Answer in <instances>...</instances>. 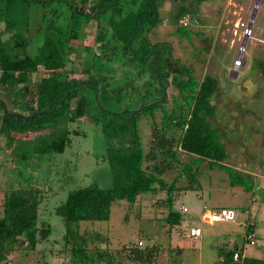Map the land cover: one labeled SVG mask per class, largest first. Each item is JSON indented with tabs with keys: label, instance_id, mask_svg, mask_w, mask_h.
Returning <instances> with one entry per match:
<instances>
[{
	"label": "rangeland",
	"instance_id": "rangeland-1",
	"mask_svg": "<svg viewBox=\"0 0 264 264\" xmlns=\"http://www.w3.org/2000/svg\"><path fill=\"white\" fill-rule=\"evenodd\" d=\"M96 1L73 2L89 12ZM134 2L121 0L119 15L110 17L106 13L98 20L90 17L78 27V39L72 37L68 43L61 42L63 47L66 43L73 47L69 55H65L62 79L85 81L88 76L105 78L102 85L109 92L106 94L107 104L100 97L96 104L93 100L96 92L92 95L91 88L87 84L84 86L90 99L89 109L93 113L91 119L95 122L90 117L81 116L52 128L23 135L12 134L13 138H20L13 143L0 134V211L5 190L33 185L42 194L37 212L39 221L48 222L51 226L48 242L39 243L34 251L22 248L25 254L20 253L17 247L5 264H70L68 252L59 244L64 226L54 214V207L64 201L72 189L93 183L102 188L126 185L118 165L109 161L112 155L123 154L122 151L132 147V142H138L143 155L149 148L151 128L154 121L158 122L160 110H153V118L147 111L133 112L140 108V103L158 97L159 94L155 93L161 88V83L146 73L147 65L150 67L152 61L134 60L124 52L121 42L115 39L120 29L118 25L112 28L113 22L135 12L139 0ZM155 6L153 17L156 18L148 20L142 17L139 29L144 37H130L129 42L134 45L137 41L138 45L145 43L146 47L166 51L163 65L169 73V86L162 99L166 111L181 104L170 78L174 73L182 75L183 67L191 68L198 80L205 74L217 78L218 88L210 98L213 112L208 121L217 131L227 154L221 163L245 176V188L230 185L223 169L210 167L204 160L194 161L195 156L179 151L181 165L162 176L167 185L175 178L174 187L180 188V192L174 194L172 207L179 210L182 206L187 211L181 213L183 220L179 226L171 231L165 225L166 207L162 200H165L166 193L156 189L139 195L131 204L125 200H114L106 221L80 222L77 229L98 234L99 241H89L88 246L106 248L118 264H138L131 260L134 253L130 250H117L131 244H137L139 248L155 246V250H138L143 255L150 253V264H218L217 249L223 247L227 251L233 245L245 250L249 257L261 258L264 251V179L261 177H264V44L250 38L245 44L243 63L237 71L230 73L233 79L226 77V70L232 67L239 43L236 33L239 35L241 28H235L237 22L250 20L252 34L263 38L264 0H203L197 7L193 0H155ZM178 6L188 8L187 12L195 21L194 26L177 25L175 12ZM52 9L56 12L50 13ZM68 10L64 1L36 7L35 13L47 15H44L37 31L29 26L25 35L30 39L27 45L29 55L37 52L50 22L55 28L64 27L69 17ZM2 30L0 22L1 38H10V33ZM110 39L111 43L107 44ZM100 41L105 42L100 48L101 53L97 51ZM132 68L138 74L139 71L146 72L136 77L131 73ZM44 74L39 67L29 77V82H38ZM87 80L90 83L91 79ZM100 85L99 82L97 91ZM11 93V87L0 88V99L5 101L7 110L12 109L8 101ZM115 99L114 106L118 103V107L112 105ZM124 108L127 112H122L120 117L119 112ZM15 110L19 112V109ZM64 131L67 136L61 152H38ZM145 165L143 161L142 166ZM188 171L197 173L196 180L192 183L193 188H182L188 183ZM247 172L253 174L248 175ZM223 207L237 210L233 221L207 223L201 220L205 210ZM245 209H248L249 220L253 222L254 245L243 240L245 228L242 223L248 221ZM189 226L199 227V237H188Z\"/></svg>",
	"mask_w": 264,
	"mask_h": 264
},
{
	"label": "trees",
	"instance_id": "trees-1",
	"mask_svg": "<svg viewBox=\"0 0 264 264\" xmlns=\"http://www.w3.org/2000/svg\"><path fill=\"white\" fill-rule=\"evenodd\" d=\"M60 1H64L69 7V17L64 22V27L55 28L54 23L50 22L37 52L29 55L27 45L30 39L25 37L29 26L37 31L40 29V22L44 15H47L35 13L36 7L38 5L46 7V5ZM73 1L0 0L2 31L10 33V38L2 39L0 31V88H12V93L8 96L11 110H7L5 101L0 99V134L9 142L13 143L14 140L20 139L13 138L12 134L23 135L52 128L56 124L81 116L92 118L93 113L88 115L90 99L85 93L86 84L91 88L92 95L96 92L93 97L96 104L99 102V97L107 104L106 90L102 85L105 80L103 76L98 79L88 76L86 80H92L95 86L92 87L88 82L79 83L76 79L64 80L61 73L65 66V55H69L73 48L66 45L67 41L72 37L75 40L78 39L77 29L81 23L86 22L90 17L98 20L99 16L106 13L110 17L119 15L121 0H97L94 5L90 6L89 12L78 8ZM80 1L84 3L86 0ZM193 1L194 6L197 7L203 0ZM187 10L186 6H179L175 18L188 13ZM155 11V0H140L135 12L129 13L126 18L123 17L118 22H113L115 24L112 28L118 25L120 30L117 31L115 39L121 42L119 44L124 52L131 55L134 60L152 61L150 67L147 65L148 72L155 81H158L160 79L158 76L163 73L164 77H167L168 72L162 66L166 51L146 47L145 43L138 45L137 41L134 45L129 42L130 37L137 39L138 36H143L139 29L142 25V17L153 20L156 18L153 17ZM53 12H56L55 9H52L50 13ZM29 19L32 20L29 21ZM186 32L184 33L187 34ZM261 34L264 38V29ZM61 42L67 43L63 47ZM106 42L111 43V39ZM104 45L105 42L100 41L97 51L101 53L100 48ZM106 51L108 53V50ZM154 52H157L155 58ZM39 67L45 74L38 82H29V77L34 75ZM182 72V75L174 73L171 78V83L181 99L180 105H174L168 111L163 107L164 100L161 103L155 102L146 107L142 106L141 111L149 112L151 118L154 117L153 110H160L159 120L154 121L151 128L147 152L143 155L138 142H132L131 148L122 151L123 154L112 155L109 160L110 163L118 165L119 173L126 180V185L102 188L93 183L72 189L66 194L64 201L54 207V214L62 220L64 226L59 244L62 250L68 252L70 264H118V261L114 260L115 256L106 248L88 246L89 241H99L98 234L79 232L77 229L80 222L106 221L114 200H125L131 204L143 193L156 189L165 190L166 198L162 201L166 207V213L163 221L171 231L181 224L183 220L181 213H185L180 210L182 206L179 210L172 207L174 194L180 192V188L174 187L175 178L168 185L162 179L165 172L175 170L181 165L179 151L195 156L194 161L204 160L210 167L223 169L228 175L230 185H240L245 188L243 185V180H246L245 176L221 163L227 154L217 131L208 121L213 112L210 98L218 88V80L209 74L203 75L198 80L189 67H183ZM99 82L101 86L97 91ZM116 102L117 99L113 104ZM15 108L19 109V112L26 111L27 113L21 114ZM66 136L67 132L64 131L61 136L45 145V148L39 149L38 152L46 154L47 151L61 152ZM143 161L146 163L145 166H142ZM188 172V183L182 188H193L192 183L196 180L197 173ZM41 197L42 194L33 188V185L3 192L0 211V264H5L9 254L17 247L20 248V253L23 250L34 251L39 243L49 241L51 226L48 222L42 220L40 222L37 214ZM244 228L243 240L247 242L245 236L252 233L250 232L251 226L246 224ZM22 248L24 249L21 250ZM155 249V246L145 245L139 248L137 244H131L117 250H130L134 253L131 258L133 262L150 264L152 262L150 253L143 255V252H138V250ZM226 250L223 247L217 249V263L236 264L231 259L232 253L238 250V253L242 254V250L237 249L235 245ZM49 251L52 253V250ZM243 259L244 264H264V260L247 258L244 255Z\"/></svg>",
	"mask_w": 264,
	"mask_h": 264
},
{
	"label": "built area",
	"instance_id": "built-area-1",
	"mask_svg": "<svg viewBox=\"0 0 264 264\" xmlns=\"http://www.w3.org/2000/svg\"><path fill=\"white\" fill-rule=\"evenodd\" d=\"M195 21L191 19V16L189 13H185L177 18V25L181 27H190L194 26ZM235 28H241V33L238 35L236 32V41H239L237 47H236V55L232 62V67L230 68V71H237L238 67L241 66L244 60V52H245V44L250 39L253 38L259 43L264 44V38L255 37L252 34V27L250 24V20L247 22H237L235 24ZM237 31V30H236ZM181 212H185L187 209L185 207H180ZM237 213L236 210L223 207L219 210L209 211L205 210L201 215V220L203 222L212 223L216 221H233L236 217L235 214ZM188 237H199L200 235V229L197 226H189L187 230ZM246 243L249 245H254V234L250 233L245 236ZM140 244V242L138 243ZM231 259L236 264H244L243 254H239L238 251H234L232 253Z\"/></svg>",
	"mask_w": 264,
	"mask_h": 264
},
{
	"label": "flooded vegetation",
	"instance_id": "flooded-vegetation-1",
	"mask_svg": "<svg viewBox=\"0 0 264 264\" xmlns=\"http://www.w3.org/2000/svg\"><path fill=\"white\" fill-rule=\"evenodd\" d=\"M95 47V46H94ZM154 53H157V52H154ZM156 56H157V54H156ZM155 58V57H154ZM162 66H163V69L164 70H166V68H165V66L162 64ZM131 73H134V75H136V77H141V75L144 73V72H146V71H139V74L137 73V72H135L136 70H134L133 68L131 69ZM146 73H148V75L151 77V75L149 74V72H146ZM169 76V73H167V77H164V73L162 74V75H160V76H158L160 79L158 80L159 81V83H161L160 84V86H161V88H159L157 91L158 92H156L155 94H159L158 95V97H153L152 99H150V100H148L147 102H145V103H140V107H146V106H148V105H150V104H152V103H155V102H161V101H163L162 99H164L165 98V96H166V88L169 86V82H168V77ZM152 78V77H151ZM171 78H172V75H171ZM171 78H170V82H171ZM152 80H154L153 78H152ZM88 80H85V81H82V82H80V81H78L79 83H84V82H87ZM92 81V80H91ZM90 84V83H89ZM101 86V85H100ZM109 92H106L105 94H108ZM118 104V103H117ZM116 104V106H114L115 104H112L113 105V107H118L119 105H117ZM111 105V106H112ZM132 110H130V112H131ZM134 111H136V110H134ZM104 112H109V113H111L110 111H107V110H104ZM122 112H127V108H124V109H122V110H120V112H119V116L120 117H122L121 116V113ZM92 112L91 111H89L88 112V115H90ZM91 121H94L93 119H91V118H89ZM95 122V121H94Z\"/></svg>",
	"mask_w": 264,
	"mask_h": 264
},
{
	"label": "crops",
	"instance_id": "crops-1",
	"mask_svg": "<svg viewBox=\"0 0 264 264\" xmlns=\"http://www.w3.org/2000/svg\"><path fill=\"white\" fill-rule=\"evenodd\" d=\"M135 2H134V4L138 1V0H134ZM176 1V0H175ZM139 3H140V0H139ZM179 7V6H178ZM178 7H177V9H178ZM177 9H176V12H177ZM175 12V13H176ZM230 73H231V71L229 70V69H227L226 70V77L228 78V79H233L234 77H232V76H230ZM216 78V77H215ZM217 79V78H216ZM247 174L248 175H252L253 173H250V172H247ZM261 177L264 179V177L261 175ZM246 211V214H248V221L247 222H245L244 221V224L242 223V225L245 227L246 226V224H247V226L248 225H250L251 226V229H250V232H252L253 234H255L254 233V231H253V228H252V226H253V222L252 221H250L249 219H250V213H249V211H248V209H245ZM255 213H258V212H255ZM254 242H255V235H254ZM255 244V243H254ZM176 251H178V250H176ZM181 251V250H180ZM179 251V252H180ZM238 251V250H237ZM244 251L245 250H242V254L244 255V256H246L247 258H253V259H259V260H264V251H262L263 252V257H257V258H255V257H249V256H247L245 253H244Z\"/></svg>",
	"mask_w": 264,
	"mask_h": 264
},
{
	"label": "water",
	"instance_id": "water-1",
	"mask_svg": "<svg viewBox=\"0 0 264 264\" xmlns=\"http://www.w3.org/2000/svg\"><path fill=\"white\" fill-rule=\"evenodd\" d=\"M256 5H257V4H255V7H256ZM154 15H155V14H154ZM154 57H156V53H154ZM80 82H82V81H80ZM89 82L92 84V86H94L91 80H90ZM94 87H95V86H94ZM141 109H142V107L138 108V110L134 111L133 114H135L136 112L140 111ZM43 111H45V110H43Z\"/></svg>",
	"mask_w": 264,
	"mask_h": 264
},
{
	"label": "clouds",
	"instance_id": "clouds-1",
	"mask_svg": "<svg viewBox=\"0 0 264 264\" xmlns=\"http://www.w3.org/2000/svg\"><path fill=\"white\" fill-rule=\"evenodd\" d=\"M227 208H229V207H227ZM235 210V209H234ZM237 211V210H236Z\"/></svg>",
	"mask_w": 264,
	"mask_h": 264
}]
</instances>
